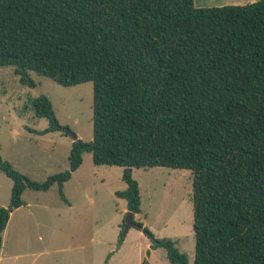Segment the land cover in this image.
<instances>
[{
  "label": "trees",
  "instance_id": "1",
  "mask_svg": "<svg viewBox=\"0 0 264 264\" xmlns=\"http://www.w3.org/2000/svg\"><path fill=\"white\" fill-rule=\"evenodd\" d=\"M3 67L29 87V73L67 88L90 82L93 101L92 140L72 141L68 170L34 182L0 157L12 182L0 249L23 192L56 186L68 204L63 186L90 153L96 166L122 168L115 196L134 215L133 169L190 171L193 264H264V0H0ZM31 106L48 128L29 132L70 136L46 96ZM133 223L169 264H188L174 242Z\"/></svg>",
  "mask_w": 264,
  "mask_h": 264
},
{
  "label": "rangeland",
  "instance_id": "2",
  "mask_svg": "<svg viewBox=\"0 0 264 264\" xmlns=\"http://www.w3.org/2000/svg\"><path fill=\"white\" fill-rule=\"evenodd\" d=\"M256 0H194L197 8L245 5ZM34 87L21 85L13 69L0 68V157L31 181L66 171L72 138L59 131L31 133L48 128L34 115L31 102L40 95L52 104L61 127L83 142L92 140V83L62 87L29 73ZM141 223L155 240H170L194 262L192 179L187 170L133 169ZM12 182L0 171V207L9 206ZM126 189L122 168L96 166L84 153L81 166L64 184L60 199L53 186L47 192L26 189L20 211L13 213L2 235L3 254L18 258L3 264H169L162 248L150 249L152 239L131 227L123 233L126 203L115 196ZM124 234V235H123Z\"/></svg>",
  "mask_w": 264,
  "mask_h": 264
},
{
  "label": "water",
  "instance_id": "3",
  "mask_svg": "<svg viewBox=\"0 0 264 264\" xmlns=\"http://www.w3.org/2000/svg\"><path fill=\"white\" fill-rule=\"evenodd\" d=\"M69 134L72 138V141H76L78 138L77 136L73 133V132H70L69 131ZM133 217H134V214L132 212H126V216H125V219H124V224H123V233L125 234L131 227H134V223H133ZM123 234V235H124Z\"/></svg>",
  "mask_w": 264,
  "mask_h": 264
},
{
  "label": "crops",
  "instance_id": "4",
  "mask_svg": "<svg viewBox=\"0 0 264 264\" xmlns=\"http://www.w3.org/2000/svg\"><path fill=\"white\" fill-rule=\"evenodd\" d=\"M66 184V183H65ZM66 204V203H65ZM67 205V209H71V206L69 204H66ZM22 207L18 208V209H15L11 214H10V217H9V220L10 221V218L12 217L13 213L17 212V211H20ZM7 228V226H6ZM6 228L4 230V232L6 231ZM4 234V233H3ZM2 234V235H3ZM151 249V248H150ZM16 253H13L11 254L10 256H6L5 254H3V249H2V245H1V249H0V264H3L4 262H6V260H11L12 258L16 259L18 258V255H15ZM8 264H13V263H8ZM15 264V263H14Z\"/></svg>",
  "mask_w": 264,
  "mask_h": 264
}]
</instances>
